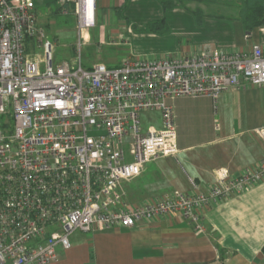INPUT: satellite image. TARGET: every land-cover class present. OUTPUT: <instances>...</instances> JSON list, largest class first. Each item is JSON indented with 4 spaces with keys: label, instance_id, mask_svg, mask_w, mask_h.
Segmentation results:
<instances>
[{
    "label": "built area",
    "instance_id": "built-area-1",
    "mask_svg": "<svg viewBox=\"0 0 264 264\" xmlns=\"http://www.w3.org/2000/svg\"><path fill=\"white\" fill-rule=\"evenodd\" d=\"M58 2L73 7L78 55L54 67V46L34 1L0 0V264H52L76 232L133 229L164 217H181L204 232V211L264 181L263 159L238 175L222 171L205 192L130 203L123 182L177 154L168 101H217L244 83L264 86V49L207 46L190 56L87 69L80 50L96 25L97 0ZM30 41L42 59L29 57ZM146 112L160 113L161 128L143 131Z\"/></svg>",
    "mask_w": 264,
    "mask_h": 264
},
{
    "label": "crops",
    "instance_id": "crops-1",
    "mask_svg": "<svg viewBox=\"0 0 264 264\" xmlns=\"http://www.w3.org/2000/svg\"><path fill=\"white\" fill-rule=\"evenodd\" d=\"M33 1L46 33L57 16L72 14L76 19L73 7L58 0ZM160 1H174L175 7L165 12L157 0H97L96 24L99 20L101 27L94 42L91 32L86 33L85 46L102 43L110 50V64L97 59L87 69L99 63L117 66L143 55L190 56L207 46L240 53H249L255 45L264 49V26L246 29L245 0ZM42 19L47 20L45 26ZM162 21L163 32L150 31ZM144 44H150V50L138 51ZM120 45L131 46L132 56L115 57L112 49ZM30 50L40 49L30 41L28 55ZM168 103L175 111L177 154L148 164L140 176L123 182L130 203L205 192L222 171L238 175L264 159V86L244 83L217 101L182 97ZM155 113L153 126L159 129L160 113ZM202 223L204 232L175 216L133 229L82 233L85 236L75 237L68 250H58L59 260L52 264H264V181L204 211Z\"/></svg>",
    "mask_w": 264,
    "mask_h": 264
},
{
    "label": "rangeland",
    "instance_id": "rangeland-1",
    "mask_svg": "<svg viewBox=\"0 0 264 264\" xmlns=\"http://www.w3.org/2000/svg\"><path fill=\"white\" fill-rule=\"evenodd\" d=\"M160 4L161 1L157 0ZM247 6H252L253 4H255L256 2L258 3H262L264 4V0H245ZM261 1V2H260ZM172 4V6L170 7V5ZM171 4H161L162 10L169 11L172 10L175 4L174 1H171ZM56 20V25L54 26H49L46 27V31H47V38L53 43V65L54 67H56L59 64H62L63 62H73L76 58V56L78 55L77 50H78V31H77V27H76V19L74 18V16L72 14L68 15V16H57V18H55ZM45 22H47V20L45 21L44 19H42V26H45ZM101 25L99 20L97 21L96 27L92 28L89 30V32H91L92 36H93V42L95 40V34L97 33V31L100 29ZM149 28V27H148ZM45 30V29H44ZM138 33H145V32H139L141 31L140 28L137 29ZM102 45V46H101ZM131 47V46H130ZM127 47L125 45H120V46H116L114 49H112L113 51H115V57L120 56L119 54H122V56H132L131 55V48ZM150 44H144V45H140V47H137L138 51L142 52V51H149L150 49ZM40 49V48H38ZM136 49V50H137ZM99 50V51H98ZM81 58H82V62H83V66L84 68H87L88 64L90 62H94L97 61V59H106L107 61L105 63L110 64L109 61V54H110V50H108L107 47H103V44H89L86 45L85 44L82 46L81 50ZM29 57L31 59H42L44 57L43 51L42 49L37 50L36 52L34 50H30L29 53ZM137 57V56H136ZM148 56L143 55V56H139L138 58H147ZM135 58V57H132ZM137 59V58H136ZM122 61V60H121ZM120 61V62H121ZM112 62V61H111ZM120 65H108L109 68H115V67H119ZM158 120V115L155 112H146V113H142L141 114V126L143 128V131L146 132V130L153 126V124ZM81 236H85L84 234L80 233V232H76L74 236L70 237V242H73V239L75 237H81Z\"/></svg>",
    "mask_w": 264,
    "mask_h": 264
},
{
    "label": "trees",
    "instance_id": "trees-1",
    "mask_svg": "<svg viewBox=\"0 0 264 264\" xmlns=\"http://www.w3.org/2000/svg\"><path fill=\"white\" fill-rule=\"evenodd\" d=\"M245 19L247 23L246 29L249 31L253 30L254 28L264 26V4L256 2L252 6L248 7ZM163 23L164 22L162 21L151 25L150 31L159 33L163 32L165 30ZM262 253L264 255V246L262 248Z\"/></svg>",
    "mask_w": 264,
    "mask_h": 264
}]
</instances>
